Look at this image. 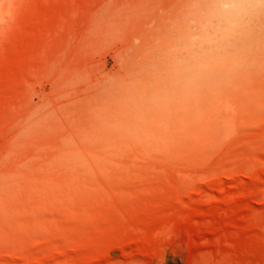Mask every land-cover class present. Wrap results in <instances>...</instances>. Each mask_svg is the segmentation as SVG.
<instances>
[{
  "label": "rangeland",
  "instance_id": "obj_1",
  "mask_svg": "<svg viewBox=\"0 0 264 264\" xmlns=\"http://www.w3.org/2000/svg\"><path fill=\"white\" fill-rule=\"evenodd\" d=\"M207 1L0 0V264H264V0Z\"/></svg>",
  "mask_w": 264,
  "mask_h": 264
},
{
  "label": "bare ground",
  "instance_id": "obj_2",
  "mask_svg": "<svg viewBox=\"0 0 264 264\" xmlns=\"http://www.w3.org/2000/svg\"><path fill=\"white\" fill-rule=\"evenodd\" d=\"M208 1H209V0H208ZM208 1H207V2H208ZM212 1H214V0H212ZM212 1H211V2H212ZM216 2H217V4H219V2H218L217 0H216ZM223 2H224V1H223ZM217 4H214V5L211 4L210 6H214L213 8L210 7L211 10H209L210 8H208V6L206 7V8H207L206 10H208V13H210L209 11H212V9H214L212 12L215 11L216 14L213 13L214 15L211 17V18H213V20H214L215 18H217V17L219 18V16H222V15H223L222 12H221L222 10H224V9H222L223 7L221 8V5H220V4H219L220 7H218ZM208 5H209V3H208ZM222 5H223V4H222ZM219 9H221V10H219ZM234 9H235V8H233V11H234ZM227 10H229V8H227ZM227 10H225V11H227ZM230 10H232V9H230ZM225 11H224L223 13H225ZM233 11H232L231 13H230L229 11H227V12L230 13V14L227 13V14H228V17H229L231 14H232V15L234 14L235 11H234V12H233ZM236 12L238 13V10H237ZM190 13H191V12H190ZM217 13H218L219 15H217ZM237 13H236V14H237ZM249 13H250L251 16H254V14H255V13H253V15H252V12H249ZM195 14H196V13H195ZM220 14H222V15H220ZM227 14H226V15H223V16H226V17H227ZM236 14H235V18H236V19H239L238 15L240 14V12H239L237 15H236ZM242 14H243V12H242ZM208 15H209V14H208ZM210 15H211V14H210ZM232 15H231V18H234V15H233V16H232ZM240 15H241V14H240ZM257 15H258V14H257ZM259 15H261V14H259ZM262 15H263V14H262ZM214 16H216V17L214 18ZM223 16H222V18H223ZM236 16H237V17H236ZM243 16H244V14H243ZM243 16H241L242 19H239V20H238V22L242 20V21H241L242 23H240V22L238 23V26H240V27H239V28H238V27H235V28H236L235 31L238 30V29H240L241 27H244V26H242L243 24L245 25V23H244L245 20H243V18H244ZM207 17H209V16H207ZM207 17H206V18H207ZM256 17H257V16H256ZM197 18H198V17H197ZM206 18H205V19H206ZM209 18H210V17H209ZM205 19H204V20H205ZM262 19H263V18H262ZM208 20H209V19H208ZM213 20H212V22H213ZM217 20H218V19H216V22H215V20H214V23H216V24H217V22L219 23V20H220V19H219L218 21H217ZM263 20H264V19H263ZM205 21H207V20H205ZM243 21H244V22H243ZM207 22H208V21H207ZM210 22H211V19L209 20V23H206V24L209 25V28H210V27H214L213 25H216V24H214V23H212V22L210 23ZM259 22H260V21H259ZM220 23H221V22H220ZM220 23H219V24H220ZM200 24H201V22H200ZM200 24H199V26L201 27L202 25H200ZM210 24H211V26H210ZM219 24H217V25H219ZM239 24H242V25H239ZM208 25H207V26H208ZM217 25H216V26H217ZM225 25H226V24H225ZM257 25L259 26V24H257ZM257 25H256L255 27H257ZM194 26H195V27H194ZM194 26H193V27L197 29V25H194ZM216 26L214 27V29H215V28H216V29L219 28V27H216ZM202 27L205 28L206 26L203 25ZM245 27H246V26H245ZM259 27H260V26H259ZM259 27H258V28H259ZM204 28H203V29H204ZM206 28H207V27H206ZM206 28H205V29H206ZM209 28H208V29H209ZM220 28L223 29V25H222V27H220ZM220 28H219V29H220ZM237 28H238V29H237ZM203 29H202V31H203V33H204V36H203L200 40H202V42H203L204 40H206V41H204V42H206L207 45H208L209 43H211V42L214 41V38H215L216 35H215V34H214V35H212V34L210 35L209 32H208V33H209V34H208V33H206V30H203ZM214 29L211 28L210 31H213ZM222 29H221V30H222ZM194 30H195V29H194ZM224 30H225V29H224ZM224 30H223V33H225ZM248 30H249V29H248ZM263 30H264V28L262 29V31H263ZM195 31H196V30H195ZM214 31H215V30H214ZM216 31H217V30H216ZM217 32H218V31H217ZM217 32H215V33H217ZM236 32H238V31H236ZM218 33L222 34L221 32H218ZM193 34H194V32H193ZM220 34H218V35L220 36ZM259 34H260V33H259ZM261 34H262V33H261ZM222 35H223V34H222ZM222 35H221V36H222ZM224 35H225V34H224ZM224 35H223V36H224ZM209 36H210V37H209ZM221 36L219 37L218 41L221 40ZM226 36H227V35H226ZM226 36H225V37H226ZM208 37H209V38H208ZM208 39H209V40H208ZM215 39H216V38H215ZM216 40H217V39H216ZM216 40H215L213 43H211V44L208 45V46H209V49L211 48V49H210L211 51H208L209 53H212L211 55H214L215 53H217V51H219V50H217V49H219V46H217L218 44H216V43H218V41L216 42ZM225 40H226V39H225ZM208 41H210V42H208ZM196 42H198V41H196ZM196 42H194V43H196ZM202 42L200 43V41H199L200 44L204 45V44H203L204 42H203V43H202ZM219 43H220V42H219ZM210 45H211V46H210ZM219 45H220V47H221V43H220ZM195 46H197V45L194 44V47H195ZM190 50H191V49H190ZM194 50H195V49H193V51H194ZM204 52L207 53L206 50L203 51V53H204ZM209 53L204 54V55H203V54L200 55L199 52H196V55H195L196 57L194 56L193 65H196V66L198 67V65H201V66L205 65V66H206L207 63H211L210 60H207V57L209 56ZM197 54H198L200 57L197 56ZM213 57H214V56H213ZM203 58H204V59H203ZM208 58H209V57H208ZM149 61H150V60H149ZM151 61H152V60H151ZM193 80H194V79H193Z\"/></svg>",
  "mask_w": 264,
  "mask_h": 264
}]
</instances>
